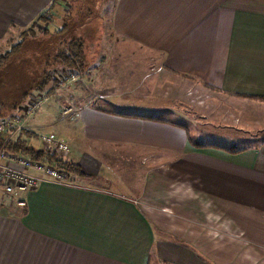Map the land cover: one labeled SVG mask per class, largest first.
<instances>
[{"label": "crops", "instance_id": "obj_1", "mask_svg": "<svg viewBox=\"0 0 264 264\" xmlns=\"http://www.w3.org/2000/svg\"><path fill=\"white\" fill-rule=\"evenodd\" d=\"M64 3L0 0V48L35 23L44 29V13L60 29ZM103 5L110 6L115 40L88 55L96 68L101 64L95 87L85 79L73 91L87 111L75 123L84 134L72 140L75 158L68 160L87 176L44 181L16 199L0 191V264H264V141L198 146L197 129L188 124L196 125L197 115L205 121L227 111L264 112V0ZM132 48L138 54L127 56ZM113 79L121 83L113 87ZM198 92L208 104L195 100ZM137 93L154 95V102L137 101L154 106L151 112L117 108L130 107L121 95ZM190 108L200 113L195 119ZM51 109L35 117L38 126L31 120L37 132L52 121ZM120 149L134 150L123 160L146 158L145 176L133 179L128 163L113 162ZM96 162L104 173L95 172ZM116 169L121 174L113 178Z\"/></svg>", "mask_w": 264, "mask_h": 264}, {"label": "rangeland", "instance_id": "obj_2", "mask_svg": "<svg viewBox=\"0 0 264 264\" xmlns=\"http://www.w3.org/2000/svg\"><path fill=\"white\" fill-rule=\"evenodd\" d=\"M106 0H65L64 6L61 8V11H58L59 13H65V20L67 22L68 28L71 29L69 31L68 35L70 37L73 36H80L84 39L86 50L88 52V55L90 53L94 54V52L98 54H102L104 51V48L106 44L109 42V40H115V37L113 33L110 32L109 26H110V19H111V9L109 5H106V8L104 7V2ZM96 4H95V3ZM101 4L103 6H101ZM107 4V3H106ZM102 7V8H100ZM107 11V12H106ZM55 18H53V21ZM53 23V22H52ZM56 23L54 22L53 25ZM39 26L35 27L36 31H38V35L35 37H32L31 39H28V41L24 42L17 52V54L13 57L12 61L3 69L0 71V99L1 100H21L22 95L28 91L29 89L36 86V84L41 81L43 78L44 71L51 67L53 68L56 62L55 54L58 49V42L59 38H55L54 35L50 36H43L44 32H39ZM73 29H76V34L73 33ZM66 33L62 34L61 37L64 38ZM20 38H18L15 43L20 42ZM3 45V44H2ZM11 46V41H7L3 46L0 48V52L6 51ZM52 53V56L48 58V55ZM135 54H138L133 48L126 53L127 56H135ZM92 56V55H90ZM48 58V59H47ZM96 57L92 59H96ZM46 60L50 61L48 64ZM90 60V59H89ZM57 63V62H56ZM91 63V62H90ZM131 63V62H130ZM101 65V64H100ZM100 65L98 67H100ZM121 65V64H120ZM91 72L87 75H81L76 79V83L80 84V81L88 80L87 85H92L93 80L95 79L93 73L95 74V70L97 64L91 63ZM90 66L87 68V70L90 68ZM151 68V67H150ZM149 73H153L154 69L151 68L148 70ZM159 74L153 75L154 77H158ZM162 75H160L161 77ZM118 77V76H117ZM119 78V77H118ZM112 86H118L119 83H121V80L119 79H113L112 80ZM69 85V86H68ZM83 84L79 85V88ZM86 86V85H84ZM95 87V86H94ZM76 89L75 84H71V81L67 83L63 88L59 91H57L53 96L54 98L50 99L49 102L38 112L37 117H39L42 113H44V109H46L47 105H51L52 109L50 110L51 117L49 120H52L51 122L47 123V125H44L42 122V131L45 133L51 132L59 139H62L64 141H67L70 144V148L73 151L72 143L73 139H80L79 134H84V128H81L80 126L77 127L78 121L80 122L81 117H85L84 112L87 111L86 107L84 106L85 99L83 97H70V93ZM34 91V90H33ZM75 91V90H74ZM137 96V97H136ZM134 96L133 94L128 95H121V98H125L126 103L130 106H117V108L120 109H126L125 112L127 113H137V114H143V111L151 112L150 109H152L154 106H148V105H140L137 103V101H143L144 103H151L154 102V95L149 94L147 96L145 93H137V95ZM195 100L200 101L201 103L204 102V99H208V96L206 93H195ZM78 98V99H77ZM134 99V104L130 102V100ZM136 100V101H135ZM71 105L73 108V112L70 114L64 113L65 107ZM202 105V104H201ZM210 107L208 108V110ZM207 110V111H208ZM77 111L83 112L81 116L76 115ZM142 111V112H141ZM189 111L191 112L190 118L195 119L192 117V115H197L200 113H195L197 111L196 109L190 108ZM244 111V110H243ZM245 114L239 113L237 111H227L226 114H222L221 117L213 118L210 116H207L205 118V121L198 118L199 115H197V118L195 122L196 125H191V122H188L187 120H184L188 122L191 128H195L196 133L198 135L197 138H199L202 142L208 143V142H215L217 144L223 145V146H229V145H235L237 147H243L247 145H259L262 141H264V112L261 110L259 111L257 109V112L252 111H244ZM166 116L167 118L169 115L164 112H157L156 115ZM209 115V113H208ZM43 117V116H42ZM42 117L41 120H42ZM236 117V119H235ZM34 118V117H33ZM32 118V119H33ZM46 118V117H45ZM238 119V120H237ZM48 120L46 119V122ZM40 122L37 118L33 120V124L37 125ZM84 124V123H83ZM186 126L187 123H185ZM195 126V127H193ZM81 132V133H79ZM18 135V134H17ZM13 136V138H16V136ZM193 135V134H192ZM194 138L196 137L195 134L193 135ZM41 146V144H40ZM78 148H81L78 147ZM87 151V150H86ZM120 152L115 153L114 158L116 161L113 160V162L119 164V166L123 165L124 163H128L129 176H132V178H135V175L137 173L143 172V176L148 172V165L144 164L143 166H140V163L142 160L144 161L146 158L142 159H132V160H123V157H128L134 153V150H118ZM109 152H106L108 154ZM70 152L69 155L66 157L67 159L75 158L74 155ZM121 154V158L120 155ZM129 154V155H128ZM102 158V157H101ZM113 158V159H114ZM148 163V161H145ZM95 172L98 173L100 171L101 173H104L102 169H99V162H96ZM113 170V178L117 177L116 174H121L120 169ZM137 170V172H136ZM140 170V171H139ZM104 175V174H103ZM140 176V174H139ZM106 177V176H105ZM121 177H119V180ZM133 179H130L131 182H133ZM99 182L96 183H101ZM120 184V182H119ZM119 187L118 185H116ZM2 199V196L0 197Z\"/></svg>", "mask_w": 264, "mask_h": 264}, {"label": "trees", "instance_id": "obj_3", "mask_svg": "<svg viewBox=\"0 0 264 264\" xmlns=\"http://www.w3.org/2000/svg\"><path fill=\"white\" fill-rule=\"evenodd\" d=\"M54 4L51 3L48 7V10H52ZM53 17L50 14H42L39 16L38 21H41L46 25L44 29L39 28V32H44L43 36L54 35L55 38H59L58 49L55 54V65L53 68L48 67L43 74L41 81L36 84L33 88L26 91L21 100H1L0 99V119L3 117H11L16 115L21 110V105L27 101L31 93L35 91H44L49 95L48 101L44 106L49 102L50 99L54 98L53 96L57 91L61 90L70 81H66L65 85H61L60 79L66 80L64 78L67 75L69 70H77L81 75H87L85 71L91 65L89 61L88 52L86 50L84 39L80 36L70 37L69 35L64 38L61 37L62 34L67 33L69 28L67 22H63L61 28L54 27L52 21ZM36 24V23H35ZM33 25L29 29L22 31L19 34L20 42H17L10 46L6 51L0 54V71L3 70L17 54L22 44L28 39L38 35L35 26ZM52 56V53L48 55V58ZM47 58V59H48ZM50 63V61L46 60ZM48 63V64H49ZM64 78V79H63ZM75 84L76 80L71 81V84ZM77 84V83H76ZM69 86V85H68ZM34 90V91H33ZM74 91V90H73ZM70 93V97H76L74 92ZM43 106V107H44ZM42 107V108H43ZM38 109L30 118H27L23 122V127L20 131L16 132V138H10L11 131L6 128L4 131L0 132V149L7 150L12 154L17 156H23L30 160L40 161L47 165H55L65 172L66 179L72 181L73 179L86 178L87 174L82 171L78 163H73L68 160L66 157L61 156L54 148L44 147L41 144V135L45 134L44 132H37L35 130L36 126L30 124L32 118L37 117L38 112L42 109ZM169 121V120H165ZM32 125V126H31ZM41 144V146H40ZM198 146H206L202 141H197L195 143ZM242 148H233L232 151H240Z\"/></svg>", "mask_w": 264, "mask_h": 264}, {"label": "built area", "instance_id": "obj_4", "mask_svg": "<svg viewBox=\"0 0 264 264\" xmlns=\"http://www.w3.org/2000/svg\"><path fill=\"white\" fill-rule=\"evenodd\" d=\"M91 70L90 66L85 73L88 74ZM79 76V71L69 70L64 76L66 80L60 79V83L65 85L66 81H74ZM48 99L47 92L35 91L31 93L16 115L0 119V132L8 128L11 131L10 138H13L16 132L23 127L24 120L42 108ZM72 110V106L69 105L65 107L64 113L70 114L73 112ZM41 144L44 147L54 148L63 157H67L71 152L70 144L51 132L41 135ZM44 181L59 184L72 183L66 179L65 172L55 165H47L0 149V191L6 199H16L21 193L37 188ZM18 204L24 205L25 201L20 199Z\"/></svg>", "mask_w": 264, "mask_h": 264}]
</instances>
